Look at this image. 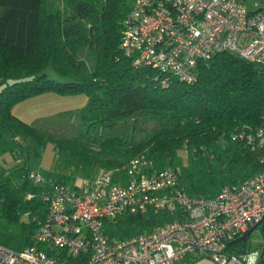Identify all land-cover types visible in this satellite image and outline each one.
I'll use <instances>...</instances> for the list:
<instances>
[{
  "label": "trees",
  "instance_id": "16d2710c",
  "mask_svg": "<svg viewBox=\"0 0 264 264\" xmlns=\"http://www.w3.org/2000/svg\"><path fill=\"white\" fill-rule=\"evenodd\" d=\"M45 1L35 7L0 2L2 244L20 249L35 242L33 230L46 213L42 192L57 178L81 188L84 183L76 181L74 170L92 180L102 168L143 154L149 160L144 171L172 166L178 183L195 196L214 195L223 182L239 181L259 170L258 151L246 139L231 137L240 126L254 127L262 120L264 67L259 62L231 49L217 50L210 58L197 60L194 80L170 74L167 84H161L152 78V67L134 65L133 55L122 52V29L133 0H60L51 11ZM49 63L65 77L45 71ZM41 90L87 94V101L62 111L80 120L74 132H46L12 110L16 101ZM143 113L159 116L161 123L139 136L99 131L120 120L134 118L136 124ZM46 140L56 149L58 164L46 166L45 179L35 182L27 173L32 166L15 160V154L39 155ZM9 151L10 163L1 157ZM63 165L72 171L62 170ZM183 211L176 205L160 209L147 205L104 217L103 230L109 237L122 238L183 217ZM260 222L264 226V216ZM245 237H235L226 247L243 261ZM263 256L260 253L254 264H263ZM66 260L86 261L84 253Z\"/></svg>",
  "mask_w": 264,
  "mask_h": 264
},
{
  "label": "built area",
  "instance_id": "2783aa9c",
  "mask_svg": "<svg viewBox=\"0 0 264 264\" xmlns=\"http://www.w3.org/2000/svg\"><path fill=\"white\" fill-rule=\"evenodd\" d=\"M255 4H259L257 0ZM125 15L122 52L134 65L154 69L153 79L167 84L174 75L192 81L198 59L217 50H233L264 67V7L248 9L245 0H133ZM256 126H240L231 137L243 138L258 151L262 166L234 182H223L210 196L191 195L178 183L174 167L144 171L149 160L134 154L125 163L101 169L87 186L76 188L52 179L41 197L46 213L33 230L35 242L20 249L0 242V264H176L183 258L209 256L213 264H245L226 247L264 216V108ZM28 175L40 182L34 167ZM123 175L126 177L124 179ZM147 205H174V217L122 238L108 236L103 218ZM260 252L264 255V235ZM43 243L45 247H39Z\"/></svg>",
  "mask_w": 264,
  "mask_h": 264
},
{
  "label": "rangeland",
  "instance_id": "374dc122",
  "mask_svg": "<svg viewBox=\"0 0 264 264\" xmlns=\"http://www.w3.org/2000/svg\"><path fill=\"white\" fill-rule=\"evenodd\" d=\"M248 9L253 10V8H263L264 0H257L259 4H255V0H245ZM59 0H46L45 7L51 11L56 10ZM45 71L50 75H56L57 78H63L64 75L60 74L57 70L52 68L51 63L45 66ZM87 101V94L83 91L77 93H59L58 91L52 90H41V92L30 94L28 97L16 101L12 105V110L17 114L21 115V118L28 122L34 123L35 126L39 127L41 130L50 132L52 134L60 133L63 135L69 132H74L77 127H79V121L77 117L71 116L70 114H64L62 111L68 108L73 109L75 106L80 105L82 102ZM138 122L135 124L134 118L120 120L114 125H107L106 127L99 128L103 134H118L119 132H134L136 136L144 134L145 131L156 127L161 123V118L159 116L153 117L145 113L138 115ZM134 128V130L132 129ZM56 149L52 146L51 140H46L43 144V149L39 155L31 151L30 154L22 157L20 152L15 154V160L19 159L21 162L33 166L38 172L44 173L46 166H57L58 162L55 158ZM179 154L186 155L184 150H179ZM69 166H62V170L68 172L72 171ZM75 171V179L78 183L90 184L91 180H88L83 172L79 170ZM84 180V181H83ZM83 181V182H82ZM248 234L244 240L245 253L244 261L247 263L252 262L253 264L259 258L260 250L263 244L264 226L262 222H258ZM213 264V259L209 256L200 255L193 259L183 258L176 262V264Z\"/></svg>",
  "mask_w": 264,
  "mask_h": 264
},
{
  "label": "crops",
  "instance_id": "0c3cea01",
  "mask_svg": "<svg viewBox=\"0 0 264 264\" xmlns=\"http://www.w3.org/2000/svg\"><path fill=\"white\" fill-rule=\"evenodd\" d=\"M38 1L40 0H0V2H3L4 4H17V6H29V7H35L38 4ZM60 1V0H59ZM46 2V1H45ZM59 3V2H58ZM20 115V114H19ZM1 157H4L7 162H13L12 155L9 152H6L5 154L1 155ZM33 167V166H32ZM210 264V263H206Z\"/></svg>",
  "mask_w": 264,
  "mask_h": 264
},
{
  "label": "water",
  "instance_id": "95a60500",
  "mask_svg": "<svg viewBox=\"0 0 264 264\" xmlns=\"http://www.w3.org/2000/svg\"><path fill=\"white\" fill-rule=\"evenodd\" d=\"M257 224V222H254L253 224L251 223L249 226H248V229L246 230V232H244L243 234H239L237 235L238 237L240 238H243L246 234H248L252 229H254L255 225ZM263 264H264V261H263Z\"/></svg>",
  "mask_w": 264,
  "mask_h": 264
},
{
  "label": "flooded vegetation",
  "instance_id": "af4514ba",
  "mask_svg": "<svg viewBox=\"0 0 264 264\" xmlns=\"http://www.w3.org/2000/svg\"><path fill=\"white\" fill-rule=\"evenodd\" d=\"M264 257V256H263Z\"/></svg>",
  "mask_w": 264,
  "mask_h": 264
}]
</instances>
